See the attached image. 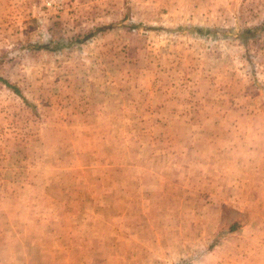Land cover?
I'll return each instance as SVG.
<instances>
[{"label":"rangeland","instance_id":"rangeland-1","mask_svg":"<svg viewBox=\"0 0 264 264\" xmlns=\"http://www.w3.org/2000/svg\"><path fill=\"white\" fill-rule=\"evenodd\" d=\"M0 264H264V0H0Z\"/></svg>","mask_w":264,"mask_h":264},{"label":"trees","instance_id":"trees-1","mask_svg":"<svg viewBox=\"0 0 264 264\" xmlns=\"http://www.w3.org/2000/svg\"><path fill=\"white\" fill-rule=\"evenodd\" d=\"M5 84H6V86L9 87L11 90H13L14 92L18 93V89H17V87H15V86L9 84L7 81H5Z\"/></svg>","mask_w":264,"mask_h":264}]
</instances>
